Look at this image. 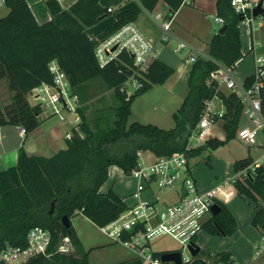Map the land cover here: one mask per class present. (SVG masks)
Masks as SVG:
<instances>
[{"label":"trees","instance_id":"16d2710c","mask_svg":"<svg viewBox=\"0 0 264 264\" xmlns=\"http://www.w3.org/2000/svg\"><path fill=\"white\" fill-rule=\"evenodd\" d=\"M3 1L9 11L0 18V80L7 79L13 100L6 112L0 110V127H21L29 135L41 125L43 109L39 104H30L28 98L34 88L53 83L52 62L65 73L71 95L78 99L77 113L81 122L71 129L66 149L44 157L30 156L21 148L16 165L0 173V252L7 244L27 246L29 231L42 227L52 234L51 255L36 257L26 264H89L88 254L83 251L72 223L65 227L62 219L67 216L71 221L82 214L96 226L103 227L128 208L113 189L101 192L110 167L117 166L129 176L139 163V152L149 151L157 157H168L187 151L192 137L199 133L197 125L205 102L215 98L224 106L220 120L226 138L223 141L209 139L200 147H191L189 158H196L207 149L217 150L237 136L243 120V104L236 93L223 91L213 76L219 69L218 63L235 69L243 58L240 24L244 17L233 10L231 0H216L217 16L224 19L227 29L223 34L214 33L208 41L207 57L198 56L190 65L189 92L173 115L175 127L167 130L152 124L134 122L128 126L127 123L135 97L155 85H163L175 70L159 59L155 60L144 75L143 88L128 94L124 86L135 72L133 58L122 53L119 59L101 67L95 54L99 41L136 22L142 12L140 9L114 13L103 7L101 0H75L64 9L58 0H48L46 6L51 18L40 24L27 0ZM186 1L139 0L149 12L163 2L171 18ZM111 14L115 15L114 23L97 39H91L87 28ZM254 80V74L247 77L245 86H251ZM99 89L112 91L116 101L112 107L113 124L104 128L99 124L106 119L99 117V112L104 110L98 107L93 114L89 111L94 93ZM262 109L264 115V87ZM91 122L96 124L95 127ZM251 165V159L246 158L235 162L234 168L239 174ZM234 189L238 197L255 204L252 225L264 235V165L248 171L246 176L239 175ZM219 206L220 213L209 219L204 231L212 236H233L238 229L237 219L225 204L219 203ZM66 236L71 238L73 248L69 253H59L57 247ZM263 251L264 247L257 258ZM155 256L160 257L161 253H155ZM206 259L212 264L234 262L229 251L201 250L198 256L183 264H206ZM124 264L142 263L132 259Z\"/></svg>","mask_w":264,"mask_h":264},{"label":"built area","instance_id":"2783aa9c","mask_svg":"<svg viewBox=\"0 0 264 264\" xmlns=\"http://www.w3.org/2000/svg\"><path fill=\"white\" fill-rule=\"evenodd\" d=\"M0 4H4V1ZM231 6L237 14L243 15L244 21L249 23L254 30L255 21L259 16L255 17L253 12L259 6V2L231 0ZM152 19L162 34L158 42L150 40L134 22L99 41L95 50L101 67L119 59L122 53H127L133 58L135 72L124 88L128 83H133L135 92L143 88L144 75L148 72L151 64L158 59L162 44L176 40L173 45V51L176 54H182L188 49L191 56L184 61L185 65L193 64L198 56L207 57L172 33L173 18L168 13L153 14ZM213 19L220 25V28L225 23L224 19L217 15ZM218 66L219 69L213 78L218 81L220 86L223 85L229 91L236 93L244 107L243 120L236 137L248 146H255L262 136L264 147L262 109L264 55L258 56L255 60V80L249 87H246L244 82L237 80L233 68L226 67L221 63H218ZM50 71L53 75V83H44L34 88L30 96L33 97L36 104L42 107L43 113L48 111L51 116H59L60 120L65 119L67 112L74 113L76 116L74 120L78 123L80 121V116L77 113L78 99L71 95L65 73L56 62L50 64ZM215 99L205 102V109L197 125L199 133L192 139L201 137L215 124L217 118H222L224 111L216 109ZM19 134L26 135L25 130L21 127ZM190 148L168 157H157L153 154L152 162H149L147 158L144 159L143 152H139V163L129 175L135 180V188L131 194L135 201L134 205L128 206L110 224L100 227L111 241L128 247L133 252L135 259L142 264H163L161 256H155L156 252H153L151 248L152 241L161 236H170L180 242L182 248L190 254V258L184 259L182 252L179 251L182 255V262H190L193 257L189 248L198 245V236L204 232V225L213 216L212 207L219 203L224 204L232 198L230 190L234 189V183L239 175L246 176L248 171H254L264 165L256 161L230 180L202 191L192 177V159L188 155ZM154 190L168 193L177 192L178 200L167 204L155 194ZM27 242L25 247L7 244L0 252V264H26L36 257L51 255L49 249L52 244V234L49 230L42 227L32 228L28 233ZM263 247L264 245H262ZM72 248L71 238L66 236L57 247V252L69 253ZM163 253L167 252H162L161 255ZM213 256L214 254L211 255V257ZM206 264H212L211 260L206 259Z\"/></svg>","mask_w":264,"mask_h":264},{"label":"rangeland","instance_id":"374dc122","mask_svg":"<svg viewBox=\"0 0 264 264\" xmlns=\"http://www.w3.org/2000/svg\"><path fill=\"white\" fill-rule=\"evenodd\" d=\"M206 2L210 6L207 13L195 11L190 6H185L180 9V13L175 16L171 27V31L176 37L184 40L189 45L205 54H207L206 44L208 39L220 29V25L213 19V17L217 15V12L212 11L211 9L212 3L214 5V2L212 0H206ZM157 13L166 14V6L160 7L154 12V14ZM114 17L115 15L111 14L104 20L109 21ZM259 21L260 19L257 18L255 21L256 27L258 26ZM154 32H156V35L158 36V42L162 37L158 26L154 27ZM240 32L241 49L242 46L245 47L243 49L245 53L242 52L244 55L243 61L234 70V75L239 82H243L244 79L241 72L247 67L251 68L252 66L254 68V57L251 53L247 54L250 43V32L247 22L243 21L240 24ZM174 43H176V40H171V42L167 44H162L158 53V59L170 65L175 70V74L163 85H155L135 97L132 103L131 115L127 123L128 126L134 122H140L143 124L156 125L167 130L175 127L176 123L173 115L180 109L189 92L187 75L190 69V64L185 65L184 61L187 58H190L191 52L186 49L182 54L174 53ZM126 88L128 93L135 92L133 83H128ZM222 90L228 92L224 86H222ZM94 94L96 95L90 105V113L100 107L104 111L99 112V117L106 118L105 120L100 121V128L112 125L114 121L112 107L116 105V101L112 96L113 92H106V89H99L96 90ZM28 99L30 104H36L33 97L29 96ZM12 100L13 92L10 90L7 82L0 81V110L2 112H6L12 104ZM44 114L50 115L48 111L44 112ZM51 117L54 124H48V126H53L54 131H57L59 135H63L65 132L62 124L63 121L60 120L59 116ZM75 117L74 113L67 112L64 120L66 122H72ZM59 122L61 124H59ZM80 122L81 120L78 123ZM91 123L92 126L95 127L96 124H94V122ZM48 126H44L43 129ZM211 130L214 137L222 138L223 140L225 139L222 120L217 121ZM1 133L5 136L4 142L9 147H14L18 144L22 146L26 143L25 137L20 136L19 128H16L15 126H3L1 128ZM204 143L205 141L203 142V140L201 141L198 138H193L191 140V147H200ZM152 154L153 153L149 151L143 152V158L145 159L146 157L152 156ZM263 156L264 147L262 136H260L258 144L255 146H248L235 137L229 142H225L219 149H207L200 156L193 158L191 161L192 177L196 180L197 184L198 180L201 182L203 180L212 181L215 185L220 184L237 175L234 168L235 162L249 158L252 161V165L256 161L264 164ZM119 180L123 183V187L124 185H130L132 182L129 176H122L120 168L115 166V169L110 171L109 177L102 186L101 190L103 192H107L113 184L117 183ZM154 192L162 199H165L168 196V198H171L172 196L171 193L165 191L154 190ZM231 211L238 219V229L233 236H212L202 232L198 236L197 241L202 247V250L206 252H213L217 250V248H219V244H223L222 241L226 242L228 245L231 242V249L234 251V262L231 264H243L241 262L242 259H254L256 257L255 247H258L259 250L262 249L260 246L264 243V235H262L252 225V217L256 212V206L253 202L237 196L231 203ZM151 248L152 251L156 253L181 251L184 259L190 258V254L182 248L180 242L170 236H161L153 240Z\"/></svg>","mask_w":264,"mask_h":264},{"label":"crops","instance_id":"0c3cea01","mask_svg":"<svg viewBox=\"0 0 264 264\" xmlns=\"http://www.w3.org/2000/svg\"><path fill=\"white\" fill-rule=\"evenodd\" d=\"M3 0H0V3ZM48 0H27L36 20L40 24H44L48 22L51 18V15L47 9L46 2ZM61 6L64 9H68L75 0H58ZM214 2V5L212 3V11H216V0H212ZM255 2H260V0H254ZM262 8L264 9V0H262ZM101 4L105 8L112 9L114 13L122 11V10H141V14L139 15L138 20L135 22L140 29L143 31V33L152 41L157 42V35L156 32H154V27L156 24L154 23L152 19V15L155 11H157L160 7L166 6L163 2H160L155 10L153 12H149L146 9L143 8L142 4L139 2V0H101ZM185 6H190L195 11L199 12H205L209 11L210 9L209 4L206 2V0H187L186 4L183 5L180 9H182ZM167 8V6H166ZM8 9L5 7L4 4H0V18L6 16L8 14ZM168 12V8H167ZM180 13V10L175 14ZM174 16V18H175ZM173 18V19H174ZM260 21L258 22V26H255V29L253 30V27L248 23L249 32H250V43L248 47L247 54L251 53L253 55V62H254V68L251 66L247 67L246 69L242 70L243 75V82H245L246 78L253 75L255 71V60L258 56L264 55V17H258ZM115 21V18L106 21L103 20L100 23H98L95 26L87 28L86 32L88 36L91 39H97L98 36L106 31ZM106 22V23H104ZM103 24V25H102ZM178 38V37H177ZM180 39V38H178ZM210 39V38H209ZM208 39V41H209ZM208 41H207V52H208ZM174 45V44H173ZM245 47L242 46V52H244ZM205 54V53H204ZM207 56V54H205ZM161 61V60H160ZM243 61V58L237 62L235 69L238 67V65ZM163 62V61H162ZM165 63V62H164ZM167 64V63H166ZM168 65V64H167ZM170 66V65H169ZM254 70H253V69ZM234 69V70H235ZM0 81H5L8 84L7 79H3ZM223 86V85H222ZM222 86L221 89H222ZM226 89V87L224 86ZM228 90V89H226ZM229 91V90H228ZM214 105L217 110L224 111V106L222 105L221 101L219 99H215ZM42 123L41 125L35 129L33 132H31L29 135L21 136L25 137L26 143L20 146V144L16 146L9 147L5 144V136L1 133L0 127V173L14 165H16L20 153V149L24 148L28 155L30 156H44V157H51L60 150H64L67 148L66 139L69 136V133L71 129L77 125V122L74 121H65L62 120V124L64 126V134L59 135L57 131H54V127L48 126V124H54L51 115L48 114H42L41 116ZM220 120V119H219ZM217 120V121H219ZM216 121V122H217ZM49 122V123H48ZM52 122V123H51ZM215 122V123H216ZM59 124H61L59 122ZM48 126L47 128L43 129L44 126ZM16 127V126H15ZM213 126L210 127L208 131H206L201 137H197L199 140H203V142L209 140V139H218L222 140V138H216L213 135V132L211 130ZM20 128V127H16ZM209 138V139H208ZM226 138V135H225ZM225 140V139H224ZM149 162H152L154 160V155L146 157ZM115 169V166H112L109 168V173ZM120 172L122 176H127L124 174V172L120 169ZM130 177V176H129ZM132 182L130 185H124L119 180L117 183L113 184V186L110 189H113L114 192L124 199V202L127 206L134 205L135 201L131 197V194L135 188V180L130 177ZM231 179V178H230ZM228 179V180H230ZM226 180V181H228ZM225 182V181H224ZM199 188L202 191L208 190L212 187H214L215 184H213L212 181L203 180L202 182L198 180ZM217 185V184H216ZM215 185V186H216ZM109 189V190H110ZM108 190V191H109ZM107 191V192H108ZM232 191V198H230L229 201L225 202L224 204L228 207V209L231 211V203L234 200L235 197H237L235 189L230 190ZM102 193L103 192L101 190ZM172 196L171 198L166 197L164 202L173 203L178 200V193L177 192H171ZM232 212V211H231ZM233 213V212H232ZM235 216V214L233 213ZM236 217V216H235ZM237 219V217H236ZM238 222V219H237ZM71 223L78 235L80 245L85 253L88 254V261L89 264H124L127 261H130L132 259H135V256L133 252L126 246L114 243L111 241L107 235H105L100 227L96 226L91 220H89L87 217H85L82 214H78L75 217L71 219ZM203 233H206L205 231ZM207 234V233H206ZM264 241V237H263ZM223 244H219V248L214 252H222V251H229L234 253L233 249H231V242L228 245L226 242L222 241ZM264 245V243H263ZM198 246L202 247L198 244ZM262 245L260 246V248ZM259 248L255 247V258H246L242 259L241 262L243 264H251L254 262V264H264V251L260 258H257V253L259 252ZM234 258V257H233ZM257 258V259H256ZM253 259V260H252Z\"/></svg>","mask_w":264,"mask_h":264},{"label":"water","instance_id":"95a60500","mask_svg":"<svg viewBox=\"0 0 264 264\" xmlns=\"http://www.w3.org/2000/svg\"><path fill=\"white\" fill-rule=\"evenodd\" d=\"M264 13V9L262 8V3H259V6L254 10L253 15L255 17L257 16H262V14ZM227 29V25H223L218 33L219 34H223ZM221 211V207L219 205H214L212 207V213L213 215H217L219 214ZM63 225L65 227H69L71 225V221L69 220V218L67 216L63 217L62 219ZM190 252L192 257H196L200 254L201 248L196 245V246H191L190 248ZM161 260L162 262H169V263H174V264H183L182 262V255L179 251H172V252H167V253H163L161 255Z\"/></svg>","mask_w":264,"mask_h":264}]
</instances>
